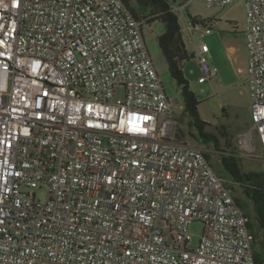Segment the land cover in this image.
Segmentation results:
<instances>
[{
    "label": "built area",
    "instance_id": "obj_1",
    "mask_svg": "<svg viewBox=\"0 0 264 264\" xmlns=\"http://www.w3.org/2000/svg\"><path fill=\"white\" fill-rule=\"evenodd\" d=\"M244 7L241 148L264 157V0ZM142 27L122 0H0V264H257L227 181L175 135Z\"/></svg>",
    "mask_w": 264,
    "mask_h": 264
},
{
    "label": "rangeland",
    "instance_id": "obj_2",
    "mask_svg": "<svg viewBox=\"0 0 264 264\" xmlns=\"http://www.w3.org/2000/svg\"><path fill=\"white\" fill-rule=\"evenodd\" d=\"M169 2L178 8V20L186 49L189 54H193V57L183 63V72L199 100L200 117L209 123L207 130L218 136L220 149L235 153L242 171L264 172V157L259 151L260 146L255 154L241 148L244 133L251 127L252 103L248 86L244 0H235L219 7H209L201 0ZM192 21L197 22V26L192 27ZM142 32L163 88L167 96L174 101L171 118L176 125L175 135L179 134L181 139L190 145L203 147L209 153L215 172L227 181L232 195L243 201L245 198L239 187L229 180L220 163L223 152L213 143L205 144L198 139L194 128L188 123L189 116L183 110L180 87L170 76L165 58L158 46L157 36L163 32V24L159 22L144 24ZM201 43L208 47L203 56L209 68L214 71L204 82H198V78L203 74L197 54V47ZM116 92L117 95L122 93L120 88H117ZM37 196L43 198L44 194L37 192ZM246 211L255 225L256 233L259 234L251 203L247 205ZM188 230L192 234L190 247H195L201 224L192 222ZM256 248L258 249V246Z\"/></svg>",
    "mask_w": 264,
    "mask_h": 264
},
{
    "label": "trees",
    "instance_id": "obj_3",
    "mask_svg": "<svg viewBox=\"0 0 264 264\" xmlns=\"http://www.w3.org/2000/svg\"><path fill=\"white\" fill-rule=\"evenodd\" d=\"M122 1L137 19L143 21V25H150L154 22L163 24V32L157 36L158 46L165 58L170 76L180 87L183 110L189 116L188 123L190 127L194 128L198 139L205 144L213 143L223 152L220 156V163L229 180L239 187L245 198L242 201L239 197H235L237 203L246 212L249 218L248 226L255 237V261L257 264H264V172L242 171L235 153L219 148L218 136L207 130L209 123L200 117L198 113L199 100L191 90L189 81L183 72V63L193 57V54H189L186 49L178 20V8L173 7L169 0ZM191 26H197V22L192 21ZM176 137L181 139L179 134ZM249 203H251L255 213L259 234L256 233L255 225L246 211Z\"/></svg>",
    "mask_w": 264,
    "mask_h": 264
}]
</instances>
